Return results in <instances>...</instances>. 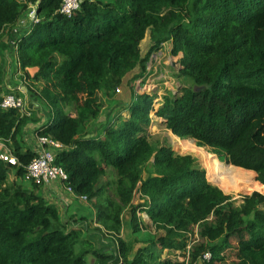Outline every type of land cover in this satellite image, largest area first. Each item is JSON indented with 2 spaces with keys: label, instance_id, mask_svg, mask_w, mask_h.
I'll use <instances>...</instances> for the list:
<instances>
[{
  "label": "trees",
  "instance_id": "1",
  "mask_svg": "<svg viewBox=\"0 0 264 264\" xmlns=\"http://www.w3.org/2000/svg\"><path fill=\"white\" fill-rule=\"evenodd\" d=\"M37 2L0 0V47L37 4L39 20L16 41L26 87L50 109L36 132L64 145L55 163L67 173L65 184L94 207L97 225L71 227L39 185L25 186V167L37 154L22 138L31 116L0 105V139L19 161L0 160V264H90V256L91 264H192L206 251L204 264H264V193L238 203L196 157L148 136L155 113L174 137L194 139L249 174L250 185L264 186V0H82L71 16L60 11L62 0ZM148 32L153 43L142 56ZM167 41L174 56L182 54L174 75L193 85L180 84L157 107L155 94L134 90L129 116L90 135L88 123L103 108L100 92L114 97L137 66L133 78L141 77ZM1 75L0 65V102ZM108 167L115 175L103 182ZM127 209L132 241L121 236ZM148 221L154 237L144 235ZM109 235L111 252L92 240ZM135 242L149 243L134 252Z\"/></svg>",
  "mask_w": 264,
  "mask_h": 264
},
{
  "label": "crops",
  "instance_id": "2",
  "mask_svg": "<svg viewBox=\"0 0 264 264\" xmlns=\"http://www.w3.org/2000/svg\"><path fill=\"white\" fill-rule=\"evenodd\" d=\"M28 11H29V7H27V9L23 11V14L20 20L17 22L16 26L12 28L10 32H5V35L1 41V47H0V65L2 69V75H1V86L3 88L2 93L3 94L9 93V92H15L18 94L22 93L27 103V107L28 109H30V106L28 104L30 92L28 91L26 87L27 81L25 79V74L19 68V65H18L17 47H16L17 39L21 37L23 34H26V32L30 30L31 20L28 17ZM148 34H149L148 37L150 40L151 39L150 33ZM146 38L147 37H145V40ZM145 40L143 39V42ZM152 43L149 44V48L151 47ZM141 46H142V43L140 44V47ZM160 50L163 53V57L167 55L170 56L172 54L171 41L165 42L163 44V47L159 49L158 51ZM146 53H147L146 51L144 53L142 52V56H144ZM171 56H174V55L172 54ZM177 56L181 57L182 54H179ZM174 57L177 58L176 56ZM179 59L180 58L178 57L177 61H179ZM14 62H16L15 64H17L15 68H13ZM27 70L31 75H33L36 69L28 68ZM140 71H141L140 67L137 66L133 71L130 72L128 78L126 77L123 80V83L121 87L119 88V93H122L125 91L124 84L129 85L128 79L130 77H133L136 74H140ZM171 92L166 90L165 92L164 91L162 92V95L165 94L163 96L166 97V96H169ZM116 95L117 93L114 95V97L110 98V100H112V103L113 102L114 104L120 103L122 104V106H126V107L130 103L133 97V93L130 94V99L128 100H126V98H117ZM31 99H35V100L31 101V105H33V107H31V115H30L31 117L27 120V123L23 128L22 138L25 142L24 144L31 146V148L37 151L38 149H40V144L38 141V135L36 131L40 125L44 124L47 121L50 109L44 102H42L36 96L32 97ZM102 111H103V108H102ZM128 116H129V112L128 110L125 109V114H123L122 117L127 118ZM96 119L91 120V122L96 121ZM90 123H88L87 128H88V131L92 133L93 130H91L92 126L90 127ZM91 133L90 135H93V133L92 134ZM97 133H98L97 131L94 132V134H97ZM114 175H115L114 169L111 167H108L106 175L102 177V181L103 182L110 181V179L114 178ZM145 176H146V173H145ZM25 186L29 189L33 187L32 183H29V182H25ZM37 192L40 195H42L47 201L57 206V208L59 209L62 215L64 222H67L68 224H70L71 227H81V225H85V224H89V226L97 225L96 220H95L96 212H95L94 207L91 205V203L82 200L79 196L75 194V192L69 191L66 188V184L63 181L57 179V180L52 181L49 184L40 185L37 188ZM81 219H84L86 221L84 220L80 221ZM130 219H131L130 211L129 209H127L123 214V229L121 233V236L127 241H132L134 240V238H136V236L131 233L132 230L130 227ZM146 220H148V217L146 218ZM148 223L150 224V229L149 231H146L144 235H146L147 232H149L154 237L156 235L155 228L151 224V221H148ZM162 233L163 232L161 231L159 234L161 235ZM84 238H88V233L86 231L84 232ZM92 238H93L92 239L93 242L97 246L101 244L105 245L106 250L109 252H111L115 248L114 237L112 235L106 236L102 239H99L97 236H94ZM148 243L149 242H135L134 252L137 251L140 247L146 246ZM92 259H93L92 263H94L95 259L94 258Z\"/></svg>",
  "mask_w": 264,
  "mask_h": 264
},
{
  "label": "built area",
  "instance_id": "3",
  "mask_svg": "<svg viewBox=\"0 0 264 264\" xmlns=\"http://www.w3.org/2000/svg\"><path fill=\"white\" fill-rule=\"evenodd\" d=\"M39 2V0H38ZM37 2V3H38ZM82 0H62L60 11L68 16H71L77 9L80 8ZM36 6L37 4H33L29 6L28 17L31 21H38L36 14ZM175 58L174 56H171ZM170 57V59H171ZM163 58V53L160 51H155L150 55L149 61L147 63V70L141 76L135 80L134 90L136 93H149L156 95V102L160 101V103L164 100L162 92L166 91L165 89H169L171 93H175L180 85L178 83L176 76L166 72L167 65L163 66L161 64V60ZM173 68H176L177 71L180 68V62L177 60H171L170 62ZM177 63V64H176ZM179 80V79H178ZM164 85V86H160ZM119 92V89H117ZM162 96V97H161ZM165 97V96H164ZM158 103V104H160ZM2 108H19L26 113L28 116L31 115V110H28L26 106L25 98L15 92L6 93L3 99L0 102ZM38 141L40 144V149L37 150V154L32 159V161L25 167L24 180L25 182L35 183L37 185H45L49 184L54 180H61L65 183L68 176L67 173L61 166H58L55 163L56 154L58 150L64 148V145L58 141L53 139L50 136H39ZM0 160L8 162L12 165L19 164L18 159L11 153L9 147L6 145V142L0 139ZM66 188L74 192L71 187L66 185ZM82 200L87 201L86 196H79ZM139 215L146 219L147 215L145 213H139ZM180 254L179 251H177ZM187 254V253H186ZM186 256H180L182 261L186 260ZM211 258V253L206 251L199 261L193 262L192 264H204V260H208Z\"/></svg>",
  "mask_w": 264,
  "mask_h": 264
},
{
  "label": "rangeland",
  "instance_id": "4",
  "mask_svg": "<svg viewBox=\"0 0 264 264\" xmlns=\"http://www.w3.org/2000/svg\"><path fill=\"white\" fill-rule=\"evenodd\" d=\"M149 33V32H148ZM147 33V38L146 40L142 43V46L140 47V50L144 53L145 51L148 52L149 50V44L152 43V39L149 40V34ZM165 51V50H164ZM141 52V55H142ZM172 55V54H171ZM170 55V56H171ZM170 56H164L161 60V65L166 67V72H168L169 74L173 75V72H177L178 67L173 68L172 64L170 63L171 60H178V57L180 58V56H176L177 58H173ZM179 62V61H178ZM16 62L13 63V68L16 67L17 64H15ZM15 64V66H14ZM177 64V63H176ZM130 73H128L123 80L128 76ZM177 78V77H176ZM129 81V85L124 84V89L125 91L122 93H119L116 91L117 98H126V100L130 99V94L134 93V85H135V80L133 77H130L128 79ZM178 83L180 82V84H187L189 86H192V82L190 80H184V79H177ZM131 82V83H130ZM160 86H164V85H160ZM121 87V86H120ZM195 88H197V86H194ZM167 91H170L169 89H165ZM123 91V89H122ZM25 95V94H24ZM34 94L31 95V93H29V99H28V104L31 107H33V105H31V101L35 100V99H31ZM100 97L101 100L103 102V111L101 113V116H99V118L96 119V121H90V127L92 126L91 130H93V134L94 132H99L102 131L103 126H105L106 124H108L109 120L111 119L114 120L117 116H121L123 114H125V107L126 106H122V104L120 103H116L114 104V102L112 103V100H110L109 97L106 98V96L100 92ZM104 97V98H103ZM164 99V96H163ZM129 103V102H128ZM160 101L156 102L155 106H159ZM27 106V103H26ZM71 113L73 115H75V108H71ZM153 116V121L152 124L150 125L149 129H148V136L150 138V140L156 144H169L173 147V149L180 154H191L194 157L197 158L198 162L202 165L203 168L206 169V173L208 175L209 172V176L208 179L213 182L214 184L218 185L220 188H222L226 193L231 194L233 196L234 199L237 200L238 203L241 202V197L243 195L246 194H250L253 191L257 190L260 191L262 193H264V186L260 187V188H255L254 186L250 185V175L249 174H244L240 171L234 170L231 168L230 164H228L225 161H221L219 160L218 156L213 153L208 147L206 146H199L195 140L188 138V139H179L174 137V135L172 134V132L166 127L165 122L163 121L162 118L157 117L155 115V113H152ZM94 120V119H93ZM112 177V176H111ZM40 190V189H38ZM131 227V226H130ZM77 228V227H76ZM132 230V228H131ZM133 235L134 233L131 232ZM164 255H167V251L164 252ZM230 260L233 262L232 258H233V254L230 252L228 254ZM88 261L91 264L93 259L92 256L88 257Z\"/></svg>",
  "mask_w": 264,
  "mask_h": 264
},
{
  "label": "water",
  "instance_id": "5",
  "mask_svg": "<svg viewBox=\"0 0 264 264\" xmlns=\"http://www.w3.org/2000/svg\"><path fill=\"white\" fill-rule=\"evenodd\" d=\"M89 136V135H88ZM194 140V139H193Z\"/></svg>",
  "mask_w": 264,
  "mask_h": 264
}]
</instances>
